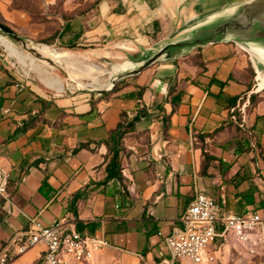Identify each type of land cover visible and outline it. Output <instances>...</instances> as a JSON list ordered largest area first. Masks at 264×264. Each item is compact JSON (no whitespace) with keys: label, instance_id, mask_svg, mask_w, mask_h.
Here are the masks:
<instances>
[{"label":"crops","instance_id":"1","mask_svg":"<svg viewBox=\"0 0 264 264\" xmlns=\"http://www.w3.org/2000/svg\"><path fill=\"white\" fill-rule=\"evenodd\" d=\"M247 1L206 11L201 0H97L49 20V33L0 0V20L51 47L133 68L190 37L211 14ZM12 65L0 54V168L8 176L0 251L34 219L108 244L71 264H193L173 260L165 239L196 194L218 203L223 195V209L236 215L264 214V88L251 55L235 43L182 50L103 94L66 85L57 92ZM113 149L122 180L104 183ZM208 252L218 264H264V253L252 256L231 237ZM43 255L38 246L9 264H40Z\"/></svg>","mask_w":264,"mask_h":264},{"label":"built area","instance_id":"2","mask_svg":"<svg viewBox=\"0 0 264 264\" xmlns=\"http://www.w3.org/2000/svg\"><path fill=\"white\" fill-rule=\"evenodd\" d=\"M8 176L0 168V199H7ZM223 192L224 189L221 188ZM224 196L220 203L204 193H198L172 229L165 245L175 261L188 260L193 264H218L208 252L217 239L232 238L247 253H264V214L249 211L241 215L226 212ZM26 232L14 236L0 251V264H9L35 247H43L40 264H71L89 262L93 255L108 244L93 235L78 232L63 222L43 227L28 219Z\"/></svg>","mask_w":264,"mask_h":264},{"label":"water","instance_id":"3","mask_svg":"<svg viewBox=\"0 0 264 264\" xmlns=\"http://www.w3.org/2000/svg\"><path fill=\"white\" fill-rule=\"evenodd\" d=\"M0 32L20 43L23 49L38 61L57 69L62 76L73 82L78 89L97 94L108 92L82 89V85L76 83L62 67L40 54L36 50L37 47L30 46L21 40L14 31L2 23H0ZM229 42L235 43L251 55L259 72V77L264 80V0H251L230 5L220 12L211 14L203 26L199 27L190 37L166 45L141 65L122 72L112 79L110 78L111 88L109 91L115 87L119 79L135 76L158 60L173 58L182 50Z\"/></svg>","mask_w":264,"mask_h":264},{"label":"rangeland","instance_id":"4","mask_svg":"<svg viewBox=\"0 0 264 264\" xmlns=\"http://www.w3.org/2000/svg\"><path fill=\"white\" fill-rule=\"evenodd\" d=\"M67 1H70V4L73 5L74 9L67 10V11L65 10V4ZM95 1L97 0H14L12 3V1L10 0L11 2L10 9L14 10L12 8L20 7L21 9L25 11L24 12L22 10L21 12H24L26 15H28L33 24H43L45 26L46 32L53 33L55 26L53 27L50 26V23H48L49 20L56 21L57 19L71 17L91 7L92 5H94ZM224 1H230V0H201V6L203 10L207 11L212 8H218L219 5H221L222 2ZM0 23L4 24L8 28H10L12 31H14L15 34L21 40L28 43L30 46L40 47L42 45H46L48 47H51L50 41L49 40L47 41V39H45L44 37H38V38L31 37L28 34H23L19 32L17 29L12 27L11 25L6 24L2 20H0ZM7 39L10 40L17 47V49L27 58L26 66L22 67L19 63H17V61L13 57H10L7 51L0 45V54L3 55V57L7 60V62L14 64L12 65V67L17 72H19L25 77H28L29 79H35L36 82L42 83V84H43L42 79H47L51 76L56 77L61 80L63 85L68 86L72 91L73 90L75 91L78 89L73 82L67 80L64 76H62L57 69L53 68V71L52 70L49 71L48 70L49 68L46 63L38 61L33 55H31L26 50H24L21 44L18 43L16 40H13L10 38H7ZM51 48H53L57 52L67 51L66 49H63V48H56V47L55 48L51 47ZM72 55L74 58L79 59L77 61L80 66H83V64H85L86 62H90L96 66L101 67L102 68L101 75L100 76H97L96 74L93 75V77L97 78V80L92 81L90 78L84 75V73L82 74L78 71L71 70L70 66L72 65L70 64L72 63L70 62H67L68 65L62 66L63 69L66 68L67 70L66 73L69 76L70 74H72L76 79L75 82L82 85V89L84 90H89V89L105 90L107 88L108 82L110 81L109 72H110L112 65H108L100 61H91L88 59L86 55H83V54L72 53ZM41 74L43 75L41 76Z\"/></svg>","mask_w":264,"mask_h":264},{"label":"bare ground","instance_id":"5","mask_svg":"<svg viewBox=\"0 0 264 264\" xmlns=\"http://www.w3.org/2000/svg\"><path fill=\"white\" fill-rule=\"evenodd\" d=\"M10 38L6 35H4L2 32H0V45L7 51L8 55L10 57H13L17 63H19L22 67L26 66V61L27 58L17 49V47L7 38ZM11 39V38H10ZM36 50L46 56L47 58H49L50 60H52L56 65L62 67L63 65H68L67 62H70L72 64V66H70L71 70L73 71H78L80 73H84V75H86L88 78H90L92 81H96L97 78L93 77V75H97L100 76L101 75V71L102 68L99 66H96L90 62H86L85 64H83V66H80L78 64L79 59H76L73 57L72 53L69 51H64V52H57L56 50H54L51 47H48L46 45H42L40 47H37ZM63 51V50H62ZM117 59V58H116ZM77 65V66H75ZM42 65V64H41ZM45 65V64H44ZM48 66V70H52L53 71V67ZM132 68V65H112L110 72H109V76L110 78H114L116 75L128 71L129 69ZM104 69V67H103ZM31 70V69H30ZM35 70V69H33ZM64 70L67 72L66 68H64ZM32 71V70H31ZM34 72V71H33ZM36 72V71H35ZM48 73V72H47ZM107 74V73H106ZM43 74H41L42 76ZM70 77L76 81L75 77L70 74ZM37 78V77H36ZM108 78V77H107ZM257 79V78H256ZM35 80V79H34ZM38 80V79H37ZM39 81V80H38ZM259 81V88L262 89L264 88V80L261 79L260 77L258 78ZM42 82L44 85H46L48 88L50 89H54V90H59L57 92L63 91V83L61 82L60 79L56 78V77H49L47 79H42ZM79 84V83H78ZM91 87V86H90ZM111 88V83L110 81L108 82L107 85V89ZM97 90V89H96ZM99 91V90H98Z\"/></svg>","mask_w":264,"mask_h":264},{"label":"trees","instance_id":"6","mask_svg":"<svg viewBox=\"0 0 264 264\" xmlns=\"http://www.w3.org/2000/svg\"><path fill=\"white\" fill-rule=\"evenodd\" d=\"M11 1L13 3L14 0H11ZM12 9L20 10V11L23 10L20 7L12 8ZM73 48H75V47H73ZM138 120H139V117H136L134 119V122H137ZM122 127H123V125H119V127H118V131H119V134H120L119 138H122L123 135H124V132L120 131ZM119 138H118V141H119ZM197 140L200 141V142H203L204 141V137L203 136H198ZM112 141H113V139H112ZM119 152H120V149H113L110 152L111 153V158H110V161L108 162V164L106 165V168H105L106 177H105L104 183L108 182L111 179L122 180L121 167H120L121 160H120ZM203 156L205 157L206 155L203 154ZM0 203H2V201H0Z\"/></svg>","mask_w":264,"mask_h":264}]
</instances>
